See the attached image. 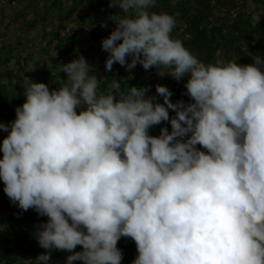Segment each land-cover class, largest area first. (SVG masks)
I'll return each mask as SVG.
<instances>
[{
    "label": "clouds",
    "instance_id": "1",
    "mask_svg": "<svg viewBox=\"0 0 264 264\" xmlns=\"http://www.w3.org/2000/svg\"><path fill=\"white\" fill-rule=\"evenodd\" d=\"M156 3L110 0L124 16L101 41L105 70L187 76L190 102L163 85L121 92L120 80L99 93L83 56L62 63L56 88L22 77L25 102L0 122V181L22 212L47 217L34 232L47 251L27 264H48L53 249L72 253L65 264H121L122 237L135 242L132 264H264V57L204 63ZM162 122L171 131L150 135Z\"/></svg>",
    "mask_w": 264,
    "mask_h": 264
},
{
    "label": "rangeland",
    "instance_id": "2",
    "mask_svg": "<svg viewBox=\"0 0 264 264\" xmlns=\"http://www.w3.org/2000/svg\"><path fill=\"white\" fill-rule=\"evenodd\" d=\"M150 11L173 15L177 23L172 37L180 39L204 63L238 58V64H252L248 53L264 57V0H157ZM123 16L118 7H110V0H0V122L13 121L16 107L25 102L23 75L47 84L50 89L56 88L59 78L66 77L60 72L62 63H68L63 60L80 56L92 66L89 74L101 80L99 93L115 92L113 81L120 80L121 88L145 84L154 95L156 85H163L172 92L173 103L190 102L184 87L187 76L176 81L157 74L165 69L144 70L139 64L131 71L118 63L112 71L105 70L108 53L102 50L101 41ZM105 23L107 27H101ZM127 59L130 61V57ZM29 67L36 68L26 72ZM158 98L163 103V98ZM169 114L175 115L172 110ZM162 127L171 131L168 122L149 131L159 136ZM6 135L0 131V141ZM3 187L0 181V264H27L47 251L34 236L36 226L46 222L47 217L32 209L22 212L10 202ZM117 247L123 255L121 264H132L138 255L135 242L122 237ZM81 250L77 246L74 251ZM71 254L53 249L48 264H65Z\"/></svg>",
    "mask_w": 264,
    "mask_h": 264
},
{
    "label": "trees",
    "instance_id": "3",
    "mask_svg": "<svg viewBox=\"0 0 264 264\" xmlns=\"http://www.w3.org/2000/svg\"><path fill=\"white\" fill-rule=\"evenodd\" d=\"M67 59H68V60H65V59H64L63 61H66V62H67V61H68V62H71V61H72L70 58H67ZM144 86H145V84H140V85H138L137 87H144ZM127 89H128V88L122 87L119 91H121V92H125ZM147 95H148V96H156V95H154V94L151 92V90H149V92L147 93ZM157 101L161 103V101L159 100L158 97H157ZM149 134L152 135L150 131H149Z\"/></svg>",
    "mask_w": 264,
    "mask_h": 264
}]
</instances>
